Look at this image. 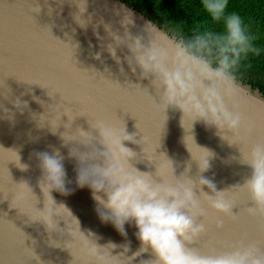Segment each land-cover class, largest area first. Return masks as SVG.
<instances>
[{
    "label": "water",
    "instance_id": "water-1",
    "mask_svg": "<svg viewBox=\"0 0 264 264\" xmlns=\"http://www.w3.org/2000/svg\"><path fill=\"white\" fill-rule=\"evenodd\" d=\"M147 22L158 31L147 35ZM137 36L160 51L179 37L123 0H0V264H141L149 258L135 255L140 244L134 226L126 225L123 236L102 223L90 189L76 186L72 153L91 150L80 131L95 135L97 121L135 134L125 146L142 161H133L140 171L155 176L162 166L170 176L173 165L177 178L199 185L203 177L217 191L231 189L236 218L218 215L202 201L207 231L192 247L204 253L238 245L264 250V217L247 212L254 204L236 187L251 174L240 163L242 153L264 139V81L237 79L242 90L224 102L241 124L218 134L216 127L194 122L191 111L184 117L166 109L150 78L121 72ZM55 150L64 157L70 194L53 191L54 202L39 187L36 153ZM207 159L208 170L201 171ZM193 190L199 197L201 188ZM203 191L211 194L206 186Z\"/></svg>",
    "mask_w": 264,
    "mask_h": 264
},
{
    "label": "clouds",
    "instance_id": "clouds-1",
    "mask_svg": "<svg viewBox=\"0 0 264 264\" xmlns=\"http://www.w3.org/2000/svg\"><path fill=\"white\" fill-rule=\"evenodd\" d=\"M230 3L199 0L204 23L197 25L191 38H174L170 50L160 51L145 36H137L138 46L127 48L120 67L121 72H139L141 77L150 78L166 109H178L184 117L191 111L194 122L214 126L218 134L225 129L236 130L241 124L240 114L224 102L225 95L242 90L236 75L240 65L250 56L264 55V48L257 46L244 18L230 11ZM156 31L157 26L146 23L147 35ZM110 52L116 55L115 50ZM92 128L95 135L80 131L91 150L72 153L77 160L76 186L90 189L102 223L111 224L123 236L127 235L126 225L135 227L140 244L135 255L149 256L141 264H264V250L253 245H238L218 253H204L191 246L207 231L200 219L207 214L202 201L218 215L236 218L232 213L235 202L228 197L231 189L217 191L215 184L203 177L199 185L186 176L177 178L173 165L170 176L162 166H156L155 176L140 171L133 161H142L125 146V142H135V134L104 121H97ZM36 156L42 173L39 187L53 201V191L70 194L64 157L59 151ZM240 163L251 169L243 185L236 186L243 188L254 204L247 212L264 217V141L251 144ZM27 167L22 165V169ZM208 167L207 159L201 171ZM197 186L201 188L199 197L193 190ZM205 186L211 194L203 191ZM222 223L218 220L217 226L222 227Z\"/></svg>",
    "mask_w": 264,
    "mask_h": 264
},
{
    "label": "trees",
    "instance_id": "trees-1",
    "mask_svg": "<svg viewBox=\"0 0 264 264\" xmlns=\"http://www.w3.org/2000/svg\"><path fill=\"white\" fill-rule=\"evenodd\" d=\"M150 16L179 37L191 38L204 23L199 0H123ZM230 11L239 13L250 26L258 47L264 48V0H231ZM219 31V26H215ZM237 79L264 81V55L250 56L240 65Z\"/></svg>",
    "mask_w": 264,
    "mask_h": 264
},
{
    "label": "snow or ice",
    "instance_id": "snow-or-ice-1",
    "mask_svg": "<svg viewBox=\"0 0 264 264\" xmlns=\"http://www.w3.org/2000/svg\"><path fill=\"white\" fill-rule=\"evenodd\" d=\"M260 141H264V139H261ZM260 141H257V142H260ZM256 143V142H255Z\"/></svg>",
    "mask_w": 264,
    "mask_h": 264
}]
</instances>
